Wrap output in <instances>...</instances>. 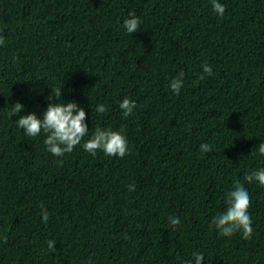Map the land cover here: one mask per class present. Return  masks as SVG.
<instances>
[{"label": "trees", "instance_id": "16d2710c", "mask_svg": "<svg viewBox=\"0 0 264 264\" xmlns=\"http://www.w3.org/2000/svg\"><path fill=\"white\" fill-rule=\"evenodd\" d=\"M219 2L223 16L211 0H0V264H264V185L244 181L264 168V0ZM60 87L51 102H77L89 133L57 157L16 120L42 119ZM96 127L123 130L127 154L85 151ZM237 180L249 239L210 226Z\"/></svg>", "mask_w": 264, "mask_h": 264}, {"label": "clouds", "instance_id": "9594fccd", "mask_svg": "<svg viewBox=\"0 0 264 264\" xmlns=\"http://www.w3.org/2000/svg\"><path fill=\"white\" fill-rule=\"evenodd\" d=\"M213 11L223 16L225 6L219 0H211ZM141 21L134 12H129L128 18L123 21L126 32L132 33L140 31ZM4 43L0 38V45ZM203 73L200 79H204L205 75H212V68L208 64L202 66ZM170 89L176 95H179L184 87L183 73L175 77L170 82ZM61 96V87L58 88L53 95H49V103L46 110L42 113L43 118L40 119L35 113L20 115L16 120L17 127L23 129L26 136L37 137L42 132L45 135L43 143L46 150L57 157L64 156L65 153H71L77 145H80L83 138L88 135L89 129L85 123L86 113L83 108L75 101L69 102H51L53 98ZM23 105L19 102L12 105V115L18 114L23 109ZM135 102L125 97L119 104V108L125 118L132 115ZM107 107L104 104L96 106L98 113H106ZM83 148L93 156L98 150L104 152L105 155L112 157L118 156L123 158L128 152V141L123 130H112L111 128L96 127L89 139L83 142ZM200 151L207 153L213 151V145L202 143ZM258 151L264 155V142L259 144ZM244 181L252 183L259 182L264 185V168H260L244 177ZM129 191H134L133 184L128 185ZM251 199L244 184L239 180L234 181L233 188L225 196V209L212 218L211 225L214 226L218 233L225 237H231L236 233H240L242 238L249 239L252 235V219L248 212ZM42 222L47 224L49 220V212L41 205ZM169 223L176 226L180 223L179 217H168ZM6 242V238H5ZM54 241H48V248L54 251ZM194 264H201L204 259L203 254H193ZM191 264V262H186Z\"/></svg>", "mask_w": 264, "mask_h": 264}]
</instances>
